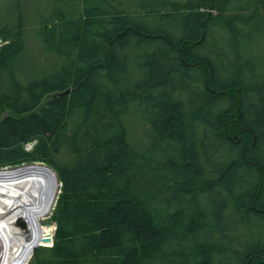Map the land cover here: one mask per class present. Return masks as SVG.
Instances as JSON below:
<instances>
[{"label":"trees","instance_id":"trees-1","mask_svg":"<svg viewBox=\"0 0 264 264\" xmlns=\"http://www.w3.org/2000/svg\"><path fill=\"white\" fill-rule=\"evenodd\" d=\"M119 1L60 6L38 23L45 54L60 59H40L48 73L35 75L21 20L0 18V168L41 162L60 183L52 246L32 264H213L196 238L225 264H264V93L249 102L255 114L241 104L257 92L237 47L215 50L221 75L199 51L215 25L235 41L261 27L264 0H171L178 37L152 28L146 15L167 17L160 7ZM156 182L180 202L153 201ZM228 236L241 246L225 255Z\"/></svg>","mask_w":264,"mask_h":264},{"label":"rangeland","instance_id":"rangeland-1","mask_svg":"<svg viewBox=\"0 0 264 264\" xmlns=\"http://www.w3.org/2000/svg\"><path fill=\"white\" fill-rule=\"evenodd\" d=\"M58 0H0V18L2 20H5L7 16H9L10 23L17 22L18 20H21L22 26L24 27V35H25V43H26V49L23 53V60L27 63H31V66L25 71L32 72V71H39V72H45L48 73L45 64H43L42 60L48 59L53 63V65H56L57 62H59V59L56 56H48L46 55V51L52 47L50 46L52 43L45 38H40L38 35V26L37 24L41 21H44L46 18H48L51 14L56 12L58 8L61 6L62 10L64 11L63 14L67 13L66 9H70V12L73 14L78 9V7L81 5L80 0H74L68 2L67 0H61L59 2L60 4H56ZM119 1L118 3V9H120L122 6L130 7L133 13H140L141 9H147L150 10V8H158L160 7L161 13H167V17H163V19H159L156 15H149L148 17H152L154 20V26L152 25V28H160V24L163 26L162 28L168 29L171 34L174 37L181 36L183 34V31L180 27L175 28L177 25L180 24V21L176 20L173 15H168L169 12V6L166 3L172 2L171 0H132L130 5H125L124 2ZM180 1V0H179ZM97 2L100 5H105V0H97ZM180 2H183L181 0ZM63 4H68V8H65ZM234 5V8L237 6L236 2H230L228 4ZM212 15H215V12H212ZM54 15V14H53ZM175 28V29H174ZM251 29L249 32H247L246 36L244 38H237L235 40H231L228 35L224 32V30L218 26L215 25L212 28V40L208 41V46L205 49L204 55L207 54L212 60V63L215 65V69L218 72L219 75L224 73L221 69L222 61L219 58H216L217 52H215L216 46H219L220 49L224 50L226 52V55L228 57V49L231 47H237L239 51L242 52V63L244 65V68L248 70V78L245 83V88H248L247 90L251 93L257 92L254 96H251L249 101H259V99L263 96L264 93V23L261 25V27H256L250 25L247 30ZM246 32V31H245ZM220 37V39H219ZM219 39V40H217ZM210 48V50H209ZM213 48V49H212ZM45 58V59H44ZM42 59V60H40ZM49 62V63H51ZM238 65V62L236 63ZM50 66V65H49ZM239 66V65H238ZM52 67V66H51ZM224 67V65H223ZM61 66H53L52 70H60ZM252 71V72H251ZM251 72V73H250ZM70 89H68L69 92ZM262 109L260 107L257 108V110ZM253 112V111H252ZM27 150H29L31 147L28 145L25 146ZM225 153V152H224ZM260 155L263 153V149H260L258 152ZM157 154V153H156ZM57 162H65L67 161V156L65 154H57L56 156ZM35 164L41 165V162H35ZM22 167V166H18ZM17 167V168H18ZM8 168V167H5ZM1 169V168H0ZM4 169V168H2ZM12 169V168H10ZM15 169V168H14ZM9 170V169H5ZM56 175V173H55ZM57 177V176H56ZM58 180V178H57ZM168 187L164 185H160L156 182L155 184V194L160 193V195L153 196V201H158L160 198L163 199L165 197L173 196L171 199L176 202H180V196L181 191L172 190L171 193H169L167 196H165V189ZM182 199V198H181ZM184 199V198H183ZM182 199V201H183ZM51 212V210H50ZM47 214L45 218L43 219L42 223L44 225H51L52 226V234H54V229L52 222L49 219L50 216ZM218 259V257H215L214 259ZM221 262L222 264H225V261L223 260H216L215 264H218ZM32 255L30 256L29 260L26 264H32Z\"/></svg>","mask_w":264,"mask_h":264},{"label":"bare ground","instance_id":"bare-ground-1","mask_svg":"<svg viewBox=\"0 0 264 264\" xmlns=\"http://www.w3.org/2000/svg\"><path fill=\"white\" fill-rule=\"evenodd\" d=\"M86 1L88 0H81V2ZM247 29L246 33L251 30ZM212 37L213 35L207 37L205 42L209 40L211 42ZM217 49L219 46H216L215 50ZM199 51L204 54L205 48H201ZM38 73L39 71L30 72L31 75ZM247 100V97L241 99V104L245 105L246 109L247 106H251L254 114L261 111ZM36 142V140H32L25 144H35ZM145 159L151 162L153 157L148 156ZM50 176L48 171L38 164L10 170L0 169V264H26L34 246L40 245V239L51 233V226L42 223L45 216L49 214L58 192V184L55 187L54 184L52 187L47 184L45 178ZM153 185L154 183L150 182L149 189L152 190ZM168 211L172 212V209L170 208ZM196 241L195 248L204 254L207 252L215 264L218 259L214 258L219 253L209 249L210 241L204 238H196ZM240 243V238L234 239L232 236H228L221 246L223 254H228L229 250L234 247H240Z\"/></svg>","mask_w":264,"mask_h":264},{"label":"water","instance_id":"water-1","mask_svg":"<svg viewBox=\"0 0 264 264\" xmlns=\"http://www.w3.org/2000/svg\"><path fill=\"white\" fill-rule=\"evenodd\" d=\"M65 93H68V90ZM41 166L44 167L46 171H48L49 175H51L50 177L45 178V180L48 182L47 184L50 187H52L53 184H54V187L56 186V184L59 185L57 177H56L55 173L53 172V170L50 167H48V166H46L44 164H41ZM47 226H49V225H47ZM40 241H41V244H40L41 246H49L52 243L51 234L48 233L47 235L42 237L40 239ZM34 247H37V245H35ZM31 253H33V250L31 251Z\"/></svg>","mask_w":264,"mask_h":264}]
</instances>
